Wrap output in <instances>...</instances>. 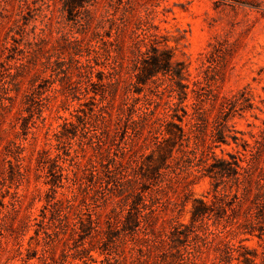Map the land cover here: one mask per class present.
<instances>
[{
  "label": "rangeland",
  "instance_id": "rangeland-1",
  "mask_svg": "<svg viewBox=\"0 0 264 264\" xmlns=\"http://www.w3.org/2000/svg\"><path fill=\"white\" fill-rule=\"evenodd\" d=\"M136 2L139 15H144L146 10L150 11L152 22L164 36L163 44L172 51L174 61L186 65L184 83L188 84L190 89L185 101L189 116L181 123L185 131L191 137L196 134L213 139L217 130H223L228 135H237L252 143L251 135L264 127V104L261 102L264 99V3L260 8H252L229 2L217 5L214 0ZM40 4L39 0H0V200L10 209L14 192H17L20 195L21 207L16 222L19 227L17 238L8 235L4 230L3 237L0 236V247L5 248L0 264H82L81 260L74 259V256L83 246L89 248L91 245H95L96 250H99V246L107 248L106 253L112 254L99 255V251H92L95 258L103 260L102 264H116L112 258L117 256L115 253L122 255L125 252L129 256V249L136 239L143 236L145 227L134 235L115 233L114 242H107L108 246L98 243L90 236L83 240L70 235L67 240H57L55 236L53 240L50 239L44 233L42 220L45 215L46 219L51 215L52 202L48 201L54 196L51 184L57 177L51 175L48 164L38 166V152L48 148L46 138H51L52 143L57 144L54 134L61 129L63 118H66L74 124L67 128V134L70 135L74 131L78 134L69 141L72 144H61L59 150L69 161L70 157H66L64 152L73 149L78 151L80 158L78 164L75 163L76 159L71 161L77 175L75 213L83 218L86 225L88 218L93 216L95 211H99L100 220L104 224L112 215V202H120L118 198L113 197L114 190H108L106 182L113 178V166L115 160L122 156V147L128 146L123 142L125 134L122 128L130 122L131 111L125 107L124 99L132 89L129 84L134 80L132 70L129 68L121 72L127 82L118 90L113 102L115 108L111 110L112 124L118 129H115L111 136L104 131L100 118L90 115L92 104L88 100L93 95L92 91L100 90L97 85H91L84 74H74V86L69 96V87L64 88L66 80L51 78L50 69L41 71L42 62H45L48 68L59 70L62 64L60 62L68 63L69 55L76 52L82 55V61L93 59L95 82H98V72L103 71L108 75L111 68L106 57L102 55L97 61L94 58L97 56V48L104 47L100 38L108 40L111 22L105 17L106 12L110 10L114 13L116 10L110 7V0H99L96 6L91 7L95 16L88 30L81 34V28L75 21L68 20L61 10L60 3H52L49 8H43L42 12ZM121 16L122 8L115 12V18ZM76 38L83 39L80 46L70 43ZM31 46L38 50V57L31 58L28 70L17 71L14 66L25 60V51ZM127 55L130 56L128 52ZM32 63L36 65L33 66ZM196 82L198 83L195 84ZM164 84L169 87L172 85L168 79ZM145 92L153 99V106L157 105L161 112L163 102L168 100L167 95L157 96L155 91L148 89ZM242 95L251 98L254 108L236 109L226 116L223 112L225 100L234 97L241 99ZM48 96L51 98L45 100ZM134 96L142 98L143 94ZM99 98L100 96L97 97ZM103 104H107V100ZM59 105L61 108L58 113L56 108ZM106 109L110 111V107ZM120 109L124 110V115L118 114ZM30 113L33 115L32 119ZM31 120L34 123L26 134L23 125ZM104 136L110 141L111 149L109 154L101 157L97 144L101 143ZM227 140L230 144H221L219 147L217 146L220 143H213V150L229 159L228 153H235L237 145L229 136ZM82 143H86L83 150ZM16 145L22 148L18 149ZM50 152L55 155L58 149L53 147ZM144 152L148 153L149 150ZM19 156L22 160L17 161ZM17 164L24 167L27 179L22 183L13 181L11 184L9 176ZM170 165L171 168L165 170L161 182L154 186L146 182L145 186L148 188L147 201L151 199L160 207L157 228L166 231L170 229L171 223L190 224V210L194 199H212L211 178L193 170L178 169L173 162ZM97 169L102 170L101 183H98L95 177ZM6 185L11 186L9 193L6 191ZM62 191L63 189H58L57 197H61ZM109 196L110 201L104 205L102 200ZM173 202L177 205L173 206ZM98 205L100 207H97ZM48 232L52 233V229H48ZM258 233H238L229 236L228 240L237 245L241 243L255 251L257 264H262L264 237L260 238ZM18 242L23 246L22 254L18 250ZM152 250L158 260H171L174 258L172 254H176L175 249ZM133 253L139 256L138 252ZM209 256L213 257L212 254ZM126 264L138 262H132V258H129Z\"/></svg>",
  "mask_w": 264,
  "mask_h": 264
},
{
  "label": "trees",
  "instance_id": "trees-1",
  "mask_svg": "<svg viewBox=\"0 0 264 264\" xmlns=\"http://www.w3.org/2000/svg\"><path fill=\"white\" fill-rule=\"evenodd\" d=\"M39 1L41 12L43 8H49L52 3H60L61 10L68 20L75 21L82 30L80 33L84 34L95 16L91 7L96 6L99 0ZM228 2L260 8L264 0H214L217 5ZM136 5V0H110V7H114L115 12L122 8V16L117 19L115 12L111 13L110 10L106 12L105 17H108L107 20L111 22L110 31L107 34L108 40L100 38L104 47L95 49L97 56L94 60L97 61V58L104 55L111 71H108V75L103 71L98 72V82L93 80L95 70L92 64L93 59L87 58L82 61L80 58L82 55L79 53L70 54L68 63L60 62L62 64L59 70L48 68L45 62L41 63L42 72L50 69L51 78L58 77L60 81L66 80V86L63 87L67 89L69 87V96L74 86L72 82L74 74L86 75L91 85H97L100 88V90L92 91L93 95L88 100L92 104L90 115L100 118L104 131L110 136L115 129H118L112 124L111 110L115 108L113 102L118 90L127 82L121 72L130 68L134 77L133 82L129 83L132 89L128 91L124 99L125 107L131 111L129 124L122 128L125 134L123 142H126L128 146L122 147V156L119 160H115L116 163L113 166V178L109 180L110 182H106L108 190H114L113 197L118 198L120 202L117 200L112 202V215L104 224L100 220L99 211H95L93 216L88 218L86 225L83 223V218L75 213L77 175L74 163L71 161L76 159L75 163L78 164L80 158L78 151L73 149L70 152H64L66 157H70L69 161L59 150L61 144H72L69 141L76 138L78 134L77 131L67 134V128L74 124L63 118L61 129L54 134L57 144H53L51 138H46L48 148L38 152V166L48 164L51 175L57 177L51 184L54 196L48 201L52 202L51 215L47 219L45 215L42 220L44 233L52 240L53 236L57 240H67L68 235L73 238L78 236L82 240L90 236L98 243L108 246L109 242H114L115 233L134 235L145 227L143 236L136 239L129 249V256L125 252L122 255L115 253L118 257L112 258L116 264H126L129 258L138 264H257L255 251L241 243L238 245L232 243L228 237L238 233L252 235L256 231L259 232L260 238L264 237V127L258 133L251 135L252 143L237 135H228L223 130H217L213 139H206L196 134L191 137L181 125L184 118L189 116L187 105H185L190 89L189 85L184 83L187 73L186 65L183 62L174 61L172 51L163 44L164 36L158 32L157 26L152 22L150 11L146 10L144 15H139ZM112 37L114 38L111 41ZM82 40L76 38L70 43L80 46ZM25 53L27 54L25 60L14 66L17 71L28 70L31 58L38 57V50L32 46L27 48ZM32 65L36 64L32 63ZM166 79L172 83L170 87L164 84ZM146 89L155 91L157 96L167 95L168 100L163 102L161 112L157 105L153 106L154 101L146 94ZM86 92L89 94L88 90ZM141 94H143L142 98L134 96ZM98 96H100L99 99H97ZM50 98L51 96H48L45 100ZM174 99L178 101L175 102ZM105 100L107 104L104 105ZM261 102L264 104V99ZM254 106L250 97L242 95L241 99L235 97L226 99L223 112L229 116L236 109L252 110ZM109 107L110 111L106 109ZM60 108L61 105L56 108L58 113ZM120 113L124 115V110L120 109L118 114ZM29 115L32 119L33 115L31 113ZM32 123H34L33 120L23 125L26 134ZM228 136L237 145L235 153H228L229 159L224 155L216 154L213 150V143H220L217 147L221 144H230L227 140ZM84 144L86 143H82V150ZM97 145L101 157L110 153V141H107V136H104L101 143ZM16 147L22 148L20 145ZM53 147L58 149L55 155H51L50 152ZM144 150L149 152L145 153ZM127 158H129L128 161ZM20 160L22 157L19 156L17 161ZM172 162L178 169L193 170L211 178L212 199L208 201L203 198L194 199L190 210V224L171 223L170 229L166 231L157 228L160 207L151 199L147 201L148 188L145 186L146 182L152 186L161 182L165 170L171 168ZM13 171L9 176L11 184L13 181L22 183L27 179L26 171L20 164H17ZM96 174L97 182L101 183L102 170L97 169ZM3 181L5 182V178ZM6 187L9 193L11 186L6 185ZM58 189H63L61 197L56 195ZM13 198L10 209H7L8 206L0 200V236L2 237L3 230L10 236L17 238L18 235L19 227L16 222L21 210L20 195L14 192ZM110 199V196L104 198L102 203L105 205ZM174 205L177 203L173 202ZM4 209L7 210L4 211ZM48 229H52V233H49ZM1 242L0 240V246ZM22 247V244L18 242V250L21 254ZM98 248L99 250H96L95 245L89 248L83 246L81 250H77L78 254L74 256V259L81 260L82 264L95 262L102 264L103 260L95 258L92 251H99V255L112 254L106 253L107 248L100 246ZM158 248L175 249L176 254H172L174 258L171 260H163L164 258L158 260L152 254V249ZM3 251L5 248L0 247V258ZM134 251L139 253L138 257L134 255ZM262 264H264V258Z\"/></svg>",
  "mask_w": 264,
  "mask_h": 264
}]
</instances>
